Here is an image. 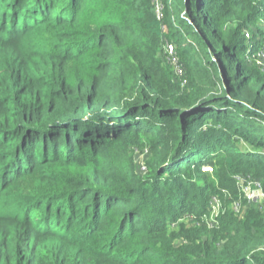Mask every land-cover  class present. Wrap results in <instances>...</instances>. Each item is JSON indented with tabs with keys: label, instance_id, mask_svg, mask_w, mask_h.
<instances>
[{
	"label": "trees",
	"instance_id": "16d2710c",
	"mask_svg": "<svg viewBox=\"0 0 264 264\" xmlns=\"http://www.w3.org/2000/svg\"><path fill=\"white\" fill-rule=\"evenodd\" d=\"M263 50L264 0H0V264H264V203L205 219L264 195Z\"/></svg>",
	"mask_w": 264,
	"mask_h": 264
},
{
	"label": "rangeland",
	"instance_id": "374dc122",
	"mask_svg": "<svg viewBox=\"0 0 264 264\" xmlns=\"http://www.w3.org/2000/svg\"><path fill=\"white\" fill-rule=\"evenodd\" d=\"M157 3V1H156ZM157 13V11H156ZM158 14V13H157ZM259 38V37H258ZM244 196L247 199V203L241 212L245 211L249 207H261V205L264 203V197L260 193L258 189L252 188L251 184L248 183L247 185H243L242 187ZM227 197H224V199H221L219 196L213 195L210 199V209L207 212L208 215L205 216V219H208V227H214L216 225V212L218 209L224 207V208H230L233 205V203H227ZM204 219V218H203ZM177 224V223H176ZM175 224V225H176ZM181 241L180 238L176 239V243L179 244Z\"/></svg>",
	"mask_w": 264,
	"mask_h": 264
},
{
	"label": "built area",
	"instance_id": "2783aa9c",
	"mask_svg": "<svg viewBox=\"0 0 264 264\" xmlns=\"http://www.w3.org/2000/svg\"><path fill=\"white\" fill-rule=\"evenodd\" d=\"M165 47H166V52H167V55H168V61L170 63L174 64L175 67L177 68L178 67L177 66L178 60H177L176 54L174 52L173 45L171 43H167V45ZM261 59H262V61H264V50L261 53ZM143 169H145V166L144 165H143ZM204 170L212 171V168H205ZM255 189H258L260 191V193L262 194V196L264 197L263 193L261 192V186L259 184L257 185V188H255ZM233 205H234L233 208L237 212H241V210H243L242 209V206L240 205L239 202L233 203ZM220 212H221V208L217 210V212H216V214H217L216 215V218H217V216L219 215ZM216 218H215V220H216ZM207 221H209V220L207 219Z\"/></svg>",
	"mask_w": 264,
	"mask_h": 264
}]
</instances>
